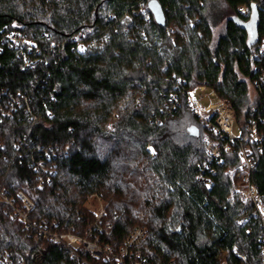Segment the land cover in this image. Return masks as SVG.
Instances as JSON below:
<instances>
[{
  "label": "trees",
  "instance_id": "1",
  "mask_svg": "<svg viewBox=\"0 0 264 264\" xmlns=\"http://www.w3.org/2000/svg\"><path fill=\"white\" fill-rule=\"evenodd\" d=\"M150 1L0 0V185L33 202L30 221L111 247L55 244L52 264H219L223 251L263 264L261 224L249 234L238 223L252 211L236 191L238 149L211 161L186 92L209 85L239 121L261 100L264 128V86L250 92L264 70V0H157L163 23ZM11 31L26 43L1 38ZM97 192L107 204L95 221L83 204ZM137 228L147 234L125 253ZM36 232L0 202V264L3 253L31 264Z\"/></svg>",
  "mask_w": 264,
  "mask_h": 264
},
{
  "label": "built area",
  "instance_id": "2",
  "mask_svg": "<svg viewBox=\"0 0 264 264\" xmlns=\"http://www.w3.org/2000/svg\"><path fill=\"white\" fill-rule=\"evenodd\" d=\"M239 10L246 12L247 8L241 6ZM1 38L9 41L11 46L19 47L21 44L26 43V40L17 31L2 33ZM262 51H264V43L262 44ZM252 86L255 93L256 90L261 91V87L264 86V70H260ZM186 96L190 109L196 114L204 130L208 132L204 145L211 161L220 164L226 153H234L238 149L239 163L235 172L238 178L236 191L240 194L243 201L249 202L252 205L251 213L241 217L238 223L240 226L245 227L249 234L254 229L252 223L258 222L261 224L263 231L259 239V248L264 264V193L259 192L251 180L256 159L254 146H258L260 154L264 151V126L262 127L263 129H260L258 120L255 118L261 100L250 106L251 116L239 123L237 122L236 113L231 102L228 99L220 97L215 89L209 85L202 84L191 88L186 92ZM261 123L264 125V118L261 119ZM235 129H239L240 134H237ZM207 168L214 172L213 168L208 166ZM197 177L201 179L202 174H198ZM17 195L22 200V206L17 204L14 198L8 197L0 185V202L9 206L13 215L18 216L25 222L27 229L36 227L39 234L41 236L48 235V239L52 240L54 245L58 243L69 248H76L84 244L85 248L90 250L94 256H100L103 251L106 253L111 251V247L109 246L103 249L96 243L90 245L87 240L78 242L79 244L74 246L71 238L77 240L76 234L71 232L58 233L48 228V224L41 226L36 223L32 224L29 219V211L34 207L33 202L22 192H18ZM146 234L145 229H135L129 237L127 246L124 248L125 253L130 245L139 238H144ZM66 237L70 240L68 241ZM223 253H226V255L223 256ZM228 256L229 253L223 251L218 257L219 264H231ZM238 256L242 260L240 264H248L244 255L238 254ZM1 261L3 264H12V258L9 253H3ZM21 263L23 264V261ZM120 264H123V262L120 261ZM137 264L142 263L138 262Z\"/></svg>",
  "mask_w": 264,
  "mask_h": 264
},
{
  "label": "rangeland",
  "instance_id": "3",
  "mask_svg": "<svg viewBox=\"0 0 264 264\" xmlns=\"http://www.w3.org/2000/svg\"><path fill=\"white\" fill-rule=\"evenodd\" d=\"M222 25L218 26V29L221 28ZM250 92H251V98L255 97V91L253 89V86L250 85ZM242 121V120H241ZM239 120H237V122H241ZM235 132L237 134H240V130L239 129H235ZM107 202L104 199L103 195L99 192L97 193H92V194H88L86 197V200L83 204L84 208H86L88 211H91L94 213L95 215V221L100 220V218L105 214V206H106ZM32 224L35 222L31 221ZM143 229V228H141ZM36 231L38 232V229L36 228ZM40 231V230H39ZM36 232V240H38L40 242L41 245V249L39 250V252L36 253V255L34 256V258L31 260V264H52V262L54 261V259L56 258V253L57 251L50 249L51 247L54 246V243L52 240L48 239V235L47 236H41L38 232L37 234ZM60 233V232H58ZM69 233V232H67ZM72 233V232H71ZM77 235V240H74V238H71V241H73L74 246H76L77 244H79L80 242H83V240H87V242L91 245V244H95L92 241L83 238L82 236H80L78 233H73ZM66 239H68V241L70 240L69 238L66 237ZM79 242V243H78ZM58 244V243H56ZM84 245V244H81ZM50 249V251L48 252V250ZM36 262H33V261Z\"/></svg>",
  "mask_w": 264,
  "mask_h": 264
},
{
  "label": "water",
  "instance_id": "4",
  "mask_svg": "<svg viewBox=\"0 0 264 264\" xmlns=\"http://www.w3.org/2000/svg\"><path fill=\"white\" fill-rule=\"evenodd\" d=\"M149 7L153 11L156 20L160 23H163L164 22V14H163V10H162L160 3L157 0H151L149 2ZM189 133L192 136H198L199 135V128L197 126H191L189 128Z\"/></svg>",
  "mask_w": 264,
  "mask_h": 264
}]
</instances>
